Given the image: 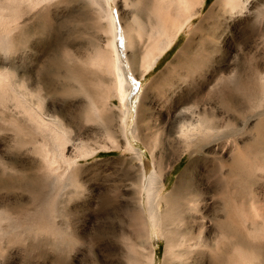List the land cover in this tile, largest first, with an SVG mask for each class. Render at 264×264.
<instances>
[{"label":"rangeland","instance_id":"374dc122","mask_svg":"<svg viewBox=\"0 0 264 264\" xmlns=\"http://www.w3.org/2000/svg\"><path fill=\"white\" fill-rule=\"evenodd\" d=\"M110 2L134 38L125 65L142 78L141 104L138 98L129 124L135 151L123 141L124 107L99 60L110 34L98 6L92 0H0V29L12 33L15 44L0 49V264H150L152 258L153 264H264L257 247L264 241V140L259 149L250 143L264 119V0H241L221 20L214 58L204 75L198 70L186 83L177 81L187 51L181 48L199 24L222 11V0H206L146 74L148 50L164 44L157 18L182 19L189 8L182 0ZM187 95L199 98L201 113L226 130L215 136H231L201 159L180 155L174 129L176 107ZM47 114L54 120L44 119ZM34 116L47 126L36 125ZM91 149L98 152L65 161ZM43 150L54 158L50 166ZM238 152H244L241 168L229 170ZM140 157L166 171L163 233L153 225L148 233V210L138 204ZM237 227L245 233L241 241Z\"/></svg>","mask_w":264,"mask_h":264},{"label":"bare ground","instance_id":"6f19581e","mask_svg":"<svg viewBox=\"0 0 264 264\" xmlns=\"http://www.w3.org/2000/svg\"><path fill=\"white\" fill-rule=\"evenodd\" d=\"M124 1H127V0H124ZM182 1L185 2L184 4L186 5L187 8H189V12L182 19H178V17H177V19H173L172 16L168 17V16H162V15H160L157 18L158 33L165 36V38L163 37L164 38V44L162 46L157 44L156 47L158 48V50H156V51L153 50L152 48L148 50L147 55H146L147 59H146V62H144V65L142 66L143 71H142L141 74H143V73L146 74V72H148L151 69H153L159 63V61L162 59L164 54L168 50H170L177 43V41L179 40V38L182 35V33L186 32V28L190 25L192 20H194V17L200 15V13L203 10L204 5L206 3V0H182ZM216 1H220V0H216ZM240 1L241 0H222V3H223L222 11L217 13V14L214 13L215 15L211 19L210 23H207V24L206 23H201V24H199L197 30L195 31L196 33H195V35H193V38L190 41V43H188V44L186 43L185 45L182 46L181 49H187V51H186V54H184V58L181 60V62L179 61L180 62V66H179L178 70L176 71V74H177V77H178V79H177L178 83H180V82L186 83L187 81H189L191 79H194V76H195V74H196V72L198 70H200L201 75L205 74L204 73L205 72L204 68H205L206 63H208V61H211L214 58V54H215V51H216V44L215 43L219 39H222L221 34H219L220 33L219 32V27L221 25V20L222 19L225 20L226 19V15L228 13L231 14V12L234 11L236 8H238L239 6L241 7V2ZM92 2L95 3L98 6V9H99V12H100V16L107 19L106 27H107L108 33L110 34L109 39H108L109 47H107L104 50L105 52L103 51L104 53H103V55H101V59L99 58V60L103 61V63H104L103 66L104 67L106 66L105 68L108 70L107 72L112 74V77H113V79H112L113 80V88H114V90L116 92V95H118V97L120 98V100L122 102V105L124 107L122 109L121 113H120L121 115L119 116L120 117V122H121V126L120 127L122 128L121 131H122V134L124 135L123 136V138H124L123 141H125V144H126V146L128 148L130 147L131 149H134V151H135V149H137V148L134 146V144L132 143V140L130 138V136L133 134V129H131L132 127L130 128L129 124L132 122V121L130 122V120L133 119V117H134L135 109H133V107L136 106L135 103L137 104L136 101L138 100V98H139V106L141 104L140 102L142 100V96L143 95L140 97L139 89H140V87L142 85V78L136 76V74L130 68H128L127 65H125V63H128L127 62L128 60L126 59L127 55L125 53L128 50L127 47L131 46L132 39H134V38H133V35L130 34L129 29L127 28V25H125V26L122 25V23H121V15L119 14L120 13L119 10H117V12L114 11V9L116 10V8H115L116 4H115V6H114V4L112 5L110 0H92ZM121 2H122V0H121ZM123 4H124V2H123ZM126 4H128V2H126ZM212 5H214V2H213ZM127 7H128V5H127ZM240 10L241 9H239V11ZM211 11H212V9L210 10V12L208 11L209 12L208 15L212 13ZM16 16H18V15H16ZM171 17H172V19H171ZM210 17H212V14L210 15ZM5 24L6 23L3 22V24H1V27H2V25H5ZM10 25H12V24H10ZM11 34L12 33L9 34L8 32L4 31L3 29H0V49L1 50L6 51V50H8L11 47L12 44H10L11 43L10 39L13 37ZM9 35H11L12 37L9 36ZM122 38L124 39L123 42H121ZM160 42H163V41H160ZM123 43H124V45H123ZM14 45L15 44H13L12 47H14ZM121 51L125 54V55L123 54L124 57L122 56ZM0 73H2V72H0ZM139 75H140V73H139ZM140 76H142V75H140ZM252 79L253 80H250L249 83L251 84V86L252 85L256 86L255 78H252ZM245 84L247 86L246 82L244 83V85ZM260 84L261 83H258L259 87L262 85V84L261 85ZM135 91H136V93L133 94V92H135ZM231 96H233V95H231ZM179 100H180V98H179ZM191 100L192 99L190 98V95H187V96H183L181 98V100L178 102V106L176 107V110H175L176 112H175V115H174V126H175L174 129L178 133V136L177 137L175 136V137L178 138L179 143H181V145H182L181 146L182 149H181L180 155L189 154L190 156L194 157V159H201L203 157V155H205V154L207 155V152L210 151L211 149H213L215 143L221 142L223 144V141H227L226 139L231 137V136H223L224 134L222 136H215V135H218L217 133H224V131H226V130L224 129V127L223 128L220 127V123L219 122L211 120V119H209L208 117L204 116L201 113V111L199 110V106H200V103H202V101L199 98H198V100H195V101H191ZM136 107H138V104H137ZM93 109L95 110L96 108L93 107ZM135 113H137V112H135ZM36 116H34V117H36ZM34 117H32V118H34ZM37 118L38 117L34 118V120L37 122L36 125H38L40 128L43 127V126H45V127L47 126L45 120H44L45 125H43V123L40 122V117H39V120ZM41 118H42V116H41ZM43 118L44 119L46 118V120H48V122H50L49 120L53 121L55 117L52 116V114H47ZM34 127H36V126H34ZM254 128H255L254 132L256 131V133H255V136L253 135L254 137L251 139L250 143L254 147H257L260 144H262L261 142L264 140V119H262L260 121V123L255 125ZM226 129H228V127ZM232 130L233 129H231V131ZM133 136H135V135H133ZM233 137H236V136H233ZM51 142H52V140H51ZM38 145H39V143H38ZM260 147H262V146L260 145ZM41 148H40V151H41ZM223 148H225V147H223ZM43 149H45V148H43ZM48 149L49 148L47 147V151H48ZM238 149L239 148H237V150ZM46 152L43 150L42 153L45 154ZM48 152L45 154L46 156L45 155L44 156H45V159L47 158L46 159V160H48L47 164H49V166H50L52 163H54V158H52V156H51L52 155V153H51L52 151L49 152V154H51L50 155L51 157L49 156ZM97 152H98L97 150L91 149V150H88L87 152H81V154L76 155V157H73V158H70V159L68 157H66L67 159L66 160L64 159V160L68 161L71 164H75V163L79 162V156L80 157H88L90 155H95ZM240 152H241V150H240ZM243 153H242V156H243ZM242 156H241V153H239V152L236 153V155H234L232 163L230 164L229 170L230 169L231 170H233V169L234 170H240L241 165H242V161H244L243 160L244 158L241 159ZM57 157H58V153H57ZM141 159H142V162H141V165H140L141 169L140 168L138 169V171L140 170V174L137 175V176H139L138 179H139V182H140V183H138L140 185V190H139V192H140V194H139L140 195V199L139 200L140 201L138 200V204L140 203V205L142 206V207L140 206L141 208H143L145 210L146 209L148 210V216H147V225H148V230L147 231H148V233L150 235H152V232H151L152 228L150 227L151 225H153L152 227H154L156 230L159 229V231H162V233H163V229H162L163 224H162V222H164L165 220L163 221V219H162L161 210H160V207H161L160 204H161V200H162V191L164 190L165 185H166V183H165V172L166 171L161 166L157 167L158 165L156 166L154 164V162L151 165L147 160H143V158H141ZM189 162H191V161H189ZM188 166L189 165H187L184 168V170H182V172L178 176V180L176 181V185L178 184V187H179L180 183L185 182V181L182 180V178H183V176L185 177V174L187 172V169H188L187 167ZM219 167H222V165H220ZM209 170H210V168H209ZM219 171L220 170L218 169L217 172H219ZM217 172H215V173L218 174ZM229 172H230V174H231V172L234 173V171H229ZM243 172L242 171L240 172L241 175L243 174ZM137 174H138V172H137ZM247 174L248 173H246L245 175H247ZM254 175L256 176L255 173H254ZM256 178L257 177H255L252 181L254 182ZM258 178H260V177L258 176ZM253 182H251V180L249 181V183H251V185H253L252 184ZM213 183H215V182H213ZM246 183H248V182L246 181ZM218 186H219V184H218ZM247 186L249 187V185H247ZM247 186H244V187H247ZM188 187H189V185H188ZM192 187L190 189V192H191V190H193ZM249 188H251V187H249ZM249 188H248V190H249ZM179 190H181V189L179 188ZM222 190H224V189H222ZM107 196H108V194L106 195V197ZM240 197H241V195H240ZM102 198L104 199L105 196L102 197ZM256 200H258V199H256ZM103 202L105 203L106 201L103 200ZM108 203H109V201H108ZM181 218H182V216H181ZM200 221H202V220H200ZM193 226H194V224H193ZM214 226H215V224H214ZM217 226H218V224H217ZM239 227H241V226H239ZM239 227L235 228L234 234L237 237V239L241 241V240L244 239V236H243L244 231H242L243 232L242 233L241 230L239 229ZM246 239H248V238H246ZM250 240H251V243H252L253 239L250 238ZM247 243H248V241H247ZM253 243H254V241H253ZM255 244H256V241H255ZM257 245H258L257 246L258 249L260 248V250L261 249L264 250V241L263 242H259V240H258ZM253 249L256 250L255 247H253ZM263 254H264V252H263ZM154 262L155 261L152 258L150 264H153Z\"/></svg>","mask_w":264,"mask_h":264}]
</instances>
